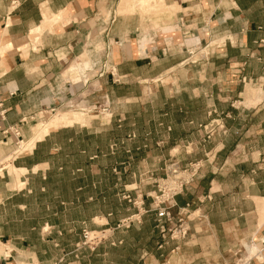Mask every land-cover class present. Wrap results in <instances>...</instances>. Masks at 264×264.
Listing matches in <instances>:
<instances>
[{
  "label": "crops",
  "instance_id": "obj_1",
  "mask_svg": "<svg viewBox=\"0 0 264 264\" xmlns=\"http://www.w3.org/2000/svg\"><path fill=\"white\" fill-rule=\"evenodd\" d=\"M148 1L149 7L164 3L167 12L144 24L139 14L122 13L136 0H0V103L6 111L0 118V264H45L47 251L56 264L68 246L69 222L58 220L73 208L80 189H68L72 200L53 203L57 221L51 236H44L43 224L8 217L15 210L26 214L27 205L17 202L32 191L19 185L46 181L52 169L63 171L54 162L62 153L54 138L77 124L50 128L41 139L32 125L51 108L96 90L103 94L95 99L139 108L144 87L162 76L178 85L171 95L165 89L168 99L179 102L174 112L183 118L174 144L184 159L201 166L176 198L191 220L190 233L179 249L174 242L160 248L161 236L144 218L110 238L115 258L109 264H264V251L258 254L264 248V0ZM155 18L163 21L158 27ZM158 97L149 94L148 113ZM216 118L224 129L205 142L201 127ZM173 127L160 126L165 136L158 146L136 147L133 162L157 166L147 170L154 179L171 157ZM14 140L24 142L10 162L18 177L4 166ZM160 147L169 149L168 156ZM79 156L89 166L99 164L85 149ZM66 159L71 177L83 173ZM117 179L121 186L122 176ZM56 189L53 196L59 198ZM81 192L88 197L84 204L93 202L88 188ZM109 256L100 255L104 264Z\"/></svg>",
  "mask_w": 264,
  "mask_h": 264
},
{
  "label": "rangeland",
  "instance_id": "obj_2",
  "mask_svg": "<svg viewBox=\"0 0 264 264\" xmlns=\"http://www.w3.org/2000/svg\"><path fill=\"white\" fill-rule=\"evenodd\" d=\"M136 2L137 4L132 9L119 12L139 14L144 24L147 23L148 17L150 18L154 14L157 17L158 14L161 15L167 12L164 3L153 4V7L152 5L149 7L152 1L145 0V3H142L136 0ZM154 22L156 27L163 23L161 19L156 18ZM207 54L206 51L202 54L198 53L197 58L204 57ZM176 84L174 78L171 79L167 76L157 78L151 85L147 83L144 87V99L140 101L139 108L130 106L121 108L112 105V101L105 102L102 99H95L103 94L102 91L96 90L97 92H90L81 97L76 96L68 106L57 108L54 113L48 110L49 112L47 111L46 114L41 115V119L32 125L33 134L37 136V139H41V135L45 133L46 129L49 131L50 128H55L63 123L66 124L67 119H72L77 124H75L74 129L64 130L58 137L54 138L59 144H62V153L56 157L54 162L55 165H59V168L61 166L65 167L63 171L57 172L52 169L47 172L46 181L33 178L28 182V185H19V189L32 191L30 195H26L25 199L21 198L17 202L21 205H27L26 214L24 215L16 210L8 213V217L14 220L25 218L31 225L43 224L44 229L42 232L44 236H51L52 229L50 226L57 221V217L50 212L53 203L56 199L64 202L72 199L75 201L73 208L68 212L64 211L59 216L58 221L63 223L64 226H66L65 221L69 222L68 229L64 230L68 235L66 242L68 246L67 251H64V256L58 259L56 264H59V262L61 264H104V260L100 257L103 251H109L110 256L106 261L109 264L115 258L114 252L111 251L113 246L109 243L110 238L116 232L126 231V229H117V226L122 221L138 215V213L142 215L139 223L146 218L154 224L156 232L159 233L156 209L170 206V204L177 205V196L185 190L175 198H172V194L169 196L165 194L162 197L159 186L167 181L168 184L171 183L173 178H188L194 175L193 180L198 173V171L195 173L186 172L190 165L198 164V162H190L184 159L181 156L178 144H174V141H179L180 133H182L183 118H180L174 112V109L178 108L179 102L168 99L165 89L167 94L171 95L174 88L178 89ZM97 88V86L94 87V89ZM155 92L158 93L159 97L154 102V112L148 113L152 109H147V98H149V94H155ZM171 110L173 111L170 117L163 116L164 113ZM122 113L124 116H121ZM65 114L69 115L66 116ZM115 114L118 115L115 116ZM65 124L63 125L65 126ZM170 124L174 125L173 128L176 127L175 133H171L174 136L171 139L173 142L170 147L171 157L162 165L160 164L162 167L160 176L154 179L149 174L147 175V170L157 166L134 163L133 159L137 156L135 150L138 144L142 146L149 142H156L158 146L163 142L165 136L161 132L160 126ZM66 126L68 125L66 124ZM212 126L215 128L213 137L217 134V130L224 129L221 118L210 120L201 127L204 131L203 140L205 142L213 138L211 137L209 140L207 137V132ZM204 127H207V129H204ZM167 131L172 132L169 127ZM169 132H166V135ZM69 139L72 140L71 144L67 142ZM23 145L24 142L10 141V155H8L4 165L7 167L10 176L18 177L10 162L13 159V152L18 151L16 152V156H18L22 152L19 147H23ZM162 148H159L160 152H165L168 156L169 149ZM83 149L90 152L92 156L97 155L99 164L87 165L82 156H79V151ZM66 156H69V160L74 163L73 169L83 168L84 171L87 170L85 174L88 175L83 176V171L79 176L71 177L72 170L69 166L71 161H68ZM65 165H67V169ZM1 175L2 173H0ZM118 176H122L121 186L117 179ZM137 186H145L146 190L141 191L140 194L138 190H135ZM56 188L59 190V198L53 196L57 192ZM73 188L75 190L80 189V191L76 192V196L71 199L68 195V189ZM83 188H88L87 194L94 195L92 196V203L84 204L83 201L88 197L83 198L81 196V189L83 190ZM176 214L177 212L174 213L173 211V215ZM6 216L7 214L4 215V217ZM63 236L65 235L63 234ZM142 241L143 239L139 238V243L143 244ZM170 243L172 242L170 241ZM47 252L48 259L44 263L50 264V254L49 251Z\"/></svg>",
  "mask_w": 264,
  "mask_h": 264
},
{
  "label": "built area",
  "instance_id": "obj_3",
  "mask_svg": "<svg viewBox=\"0 0 264 264\" xmlns=\"http://www.w3.org/2000/svg\"><path fill=\"white\" fill-rule=\"evenodd\" d=\"M57 108H51L49 111L54 113ZM48 111V112H49ZM6 111L3 109L2 103H0V118L4 120ZM207 129V127H204ZM11 135H13L17 140L21 139V135L17 130H10ZM208 139L210 140L211 137L215 134V128L212 126L209 132H207ZM200 164H193L190 165L186 172L195 173L199 171ZM194 175L189 176L188 178H173L171 183L168 184V181L164 184L160 185L159 192L162 193V197L167 194L169 196L172 194V198H175L179 195L192 181ZM158 199V198H157ZM164 200V199H163ZM177 209V214L173 215V210ZM185 209L178 208L176 204H170V206H166L163 208L156 209L157 212V229L161 234V244L160 248L164 245L168 244L170 241L176 244L175 249H179V246L187 239L190 233V222L191 220L186 216ZM136 217V218H135ZM142 215L138 213L136 216H132L124 221H122L118 226L117 229H126L128 230L132 224L135 222H140ZM264 244V241L262 242ZM264 251V248L258 253ZM250 262V260H249Z\"/></svg>",
  "mask_w": 264,
  "mask_h": 264
},
{
  "label": "bare ground",
  "instance_id": "obj_4",
  "mask_svg": "<svg viewBox=\"0 0 264 264\" xmlns=\"http://www.w3.org/2000/svg\"><path fill=\"white\" fill-rule=\"evenodd\" d=\"M142 2V3H145V0H139V2ZM77 120V119H76ZM63 124H65V123H63ZM66 124L68 125V126H73V125H75L76 123H75V121H73L72 119H67V121H66ZM48 133V129H46V131H45V133H43L42 135H41V138L43 137V135H46Z\"/></svg>",
  "mask_w": 264,
  "mask_h": 264
}]
</instances>
